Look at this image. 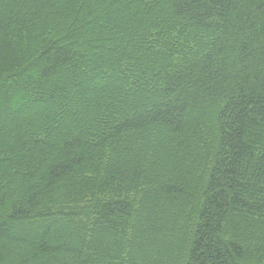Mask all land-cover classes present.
Listing matches in <instances>:
<instances>
[{
	"label": "trees",
	"instance_id": "1",
	"mask_svg": "<svg viewBox=\"0 0 264 264\" xmlns=\"http://www.w3.org/2000/svg\"><path fill=\"white\" fill-rule=\"evenodd\" d=\"M0 264H264V0H0Z\"/></svg>",
	"mask_w": 264,
	"mask_h": 264
}]
</instances>
